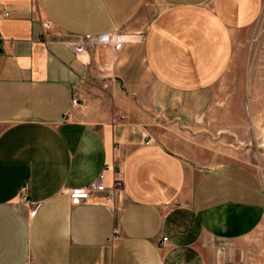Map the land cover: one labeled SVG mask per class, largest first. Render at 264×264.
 <instances>
[{
	"label": "crops",
	"instance_id": "obj_1",
	"mask_svg": "<svg viewBox=\"0 0 264 264\" xmlns=\"http://www.w3.org/2000/svg\"><path fill=\"white\" fill-rule=\"evenodd\" d=\"M156 1L142 59L181 95L224 76L234 34L262 10V0H0V264H264V177L236 163L196 173L139 124H113L126 111L129 43L72 51L86 34L136 33ZM119 167L117 216L102 194L71 205L67 191L98 178L111 187Z\"/></svg>",
	"mask_w": 264,
	"mask_h": 264
},
{
	"label": "rangeland",
	"instance_id": "obj_2",
	"mask_svg": "<svg viewBox=\"0 0 264 264\" xmlns=\"http://www.w3.org/2000/svg\"><path fill=\"white\" fill-rule=\"evenodd\" d=\"M151 4L138 20L140 29L128 33L125 54L132 73L130 79L119 80L126 111L117 115L139 124L154 144L172 150L196 173L236 163L264 177V0L257 21L234 34L224 76L190 95L163 90L144 65L143 35L162 9L157 1Z\"/></svg>",
	"mask_w": 264,
	"mask_h": 264
},
{
	"label": "built area",
	"instance_id": "obj_3",
	"mask_svg": "<svg viewBox=\"0 0 264 264\" xmlns=\"http://www.w3.org/2000/svg\"><path fill=\"white\" fill-rule=\"evenodd\" d=\"M8 17V13L4 11L0 14V19ZM45 28L48 25L45 24ZM130 42V37L122 32H116L110 35H89L86 34L82 36L77 42L71 44L72 51L76 56H82L87 54L90 51H95L99 47L108 46L111 47L114 51H120L123 49L126 43ZM72 105L80 107L81 104L78 103L76 98L72 99ZM126 119L125 115H116L112 118L111 122L116 124L120 121ZM124 190L123 176L121 167L118 168L113 174V182L111 187H105L100 178L96 181L90 183L86 187L73 189L67 191V194L70 197V203L72 206H78L82 204H88L94 199L97 195H104L103 204L108 207V209L117 216L122 207L116 203L119 201ZM23 202L31 206V203L26 198V188L22 192ZM115 217V224L113 228L112 241H118L120 239V227L118 221ZM168 239L160 235L158 239V247L163 249L167 246Z\"/></svg>",
	"mask_w": 264,
	"mask_h": 264
}]
</instances>
